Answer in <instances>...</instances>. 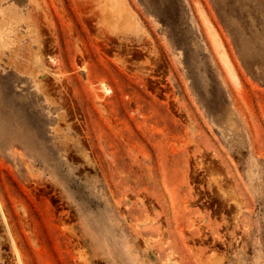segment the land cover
I'll use <instances>...</instances> for the list:
<instances>
[{
    "label": "rangeland",
    "instance_id": "rangeland-1",
    "mask_svg": "<svg viewBox=\"0 0 264 264\" xmlns=\"http://www.w3.org/2000/svg\"><path fill=\"white\" fill-rule=\"evenodd\" d=\"M0 264H264V0H0Z\"/></svg>",
    "mask_w": 264,
    "mask_h": 264
},
{
    "label": "bare ground",
    "instance_id": "bare-ground-1",
    "mask_svg": "<svg viewBox=\"0 0 264 264\" xmlns=\"http://www.w3.org/2000/svg\"><path fill=\"white\" fill-rule=\"evenodd\" d=\"M85 3V2H84ZM106 4H108V3H106ZM149 4V3H148ZM84 5V4H83ZM111 11L109 12L110 13V16L111 17H114L115 19L114 20H118V19H120V18H123L122 20H121V22H122V25H126V24H129L130 22H131V15H129V13H127V12H124V11H122L121 9H119L117 6H115L114 4H112L111 5ZM152 9H153V7H152ZM151 19H152V17H151ZM157 20V19H156ZM154 21H155V19H154ZM207 21V20H206ZM158 22V21H157ZM124 23V24H123ZM156 24V23H155ZM159 24V23H158ZM117 24H116V21H112V23L110 24V28H108V30L109 29H115V26H116ZM120 25H121V23H120ZM145 32V31H144ZM114 33V32H113ZM115 33H117V32H115ZM119 35H121V36H124V37H126L127 35H129V34H119ZM134 35H138V33L135 31L134 32ZM147 36H148V34H146ZM164 36V35H163ZM136 37V36H135ZM129 38V37H128ZM163 38V37H162ZM141 43V42H140ZM166 43V42H165ZM218 43V42H217ZM166 45V44H165ZM217 45V47L218 48H220V46H219V43L218 44H216ZM219 51H220V54L221 55H224V53H223V51L221 50V49H219ZM37 57V56H36ZM175 57V56H174ZM175 59V58H174ZM222 60H223V63H224V65L226 66V69H227V71H228V73H229V75H230V77L232 76V79H233V81L235 82V78L233 77V68H232V66L230 65V63H229V61L227 60V58L225 57V55L223 56V58H222ZM163 63V62H162ZM164 64V63H163ZM180 66V65H179ZM141 70V69H140ZM138 72V71H137ZM146 72V71H145ZM234 76L236 77V75L234 74ZM195 87V86H194ZM239 87V86H238ZM101 89L105 92V93H108V92H110V90H111V88L109 87V86H107L106 85V83H104L103 81L101 82ZM214 89H215V87H214ZM198 90H200V89H198ZM213 91V90H212ZM201 92H202V90H201ZM214 92H216V90L214 91ZM204 94V93H203ZM213 94V93H212ZM199 95H201V93L199 94ZM222 95V94H221ZM203 96V95H202ZM214 96V95H213ZM219 95H217V97H218ZM201 97V96H200ZM203 98H204V96H203ZM215 99H216V97H214ZM213 98V99H214ZM206 99V98H205ZM212 99V98H211ZM221 99V98H220ZM201 100H203V99H201ZM216 100H218V99H216ZM215 100V101H216ZM222 100V99H221ZM220 100V101H221ZM209 101V100H208ZM208 101H206V102H208ZM210 102V101H209ZM213 102V101H212ZM205 103V102H204ZM214 103V102H213ZM219 106V105H218ZM220 107V106H219ZM219 107H217V108H219ZM224 107L222 106V109H223ZM231 109H233V108H231ZM214 111H216V110H214ZM218 112V111H217ZM207 114V113H206ZM42 133V132H41ZM23 145L25 146V147H30V148H33V147H35L36 146V144L34 143V142H32L30 139H27L25 142H23ZM23 157V156H22ZM45 160H43V162H44ZM209 170V169H208ZM206 172V171H205ZM33 177V176H32ZM216 179V178H215ZM221 181V180H220ZM215 186V185H214ZM230 186V185H229ZM219 190V189H218ZM236 192V191H235ZM234 193V192H233ZM238 195V194H237ZM231 197V196H230ZM237 197V196H236ZM219 199V198H218ZM229 199V198H228ZM237 199V198H236ZM241 200V199H240ZM243 202V201H242ZM183 206H184V204H183ZM225 206V205H224ZM228 206V205H227ZM241 206V205H240ZM243 207V206H242ZM126 208V207H125ZM238 208V207H237ZM235 210H236V208H235ZM235 212V211H234ZM235 214H236V212H235ZM234 221H235V218H234ZM231 223V222H230ZM235 223H236V221H235ZM227 224V223H226ZM233 226V225H232ZM182 229V228H181ZM226 230V229H225ZM186 236V235H185ZM215 236V235H214ZM186 237H188V236H186ZM164 238H165V236H164ZM72 239V238H71ZM217 239V238H216ZM218 240V239H217ZM175 258V257H174ZM173 258V259H174ZM176 259V258H175ZM168 260V259H167ZM84 262V261H83ZM19 263V262H18Z\"/></svg>",
    "mask_w": 264,
    "mask_h": 264
},
{
    "label": "flooded vegetation",
    "instance_id": "flooded-vegetation-1",
    "mask_svg": "<svg viewBox=\"0 0 264 264\" xmlns=\"http://www.w3.org/2000/svg\"><path fill=\"white\" fill-rule=\"evenodd\" d=\"M106 48L108 49V51L111 53V54H116L115 50L117 49L116 46L114 44H108L106 45ZM141 52H145V50H141ZM137 52H134V51H125L124 52V57H128V58H132L134 57ZM143 58L147 59L145 56H143ZM133 62H137V63H140V62H144L143 60L139 59V60H136V59H132ZM162 62H165V61H161ZM151 67H154L153 65ZM155 70H148L149 72H154L155 75L153 76H149V79H150V86L153 88V90L156 92V93H159L160 95H166L167 94V88L169 87L167 85V72L169 70V68L164 65L162 67H159V68H156L154 67Z\"/></svg>",
    "mask_w": 264,
    "mask_h": 264
}]
</instances>
